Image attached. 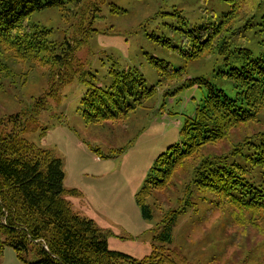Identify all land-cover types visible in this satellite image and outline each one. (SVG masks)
<instances>
[{
  "label": "rangeland",
  "instance_id": "obj_1",
  "mask_svg": "<svg viewBox=\"0 0 264 264\" xmlns=\"http://www.w3.org/2000/svg\"><path fill=\"white\" fill-rule=\"evenodd\" d=\"M229 10L227 0H73L65 9L48 8L32 17V22L52 31V41L82 39L90 33L76 58L85 71L95 76L88 79L96 86L107 88L112 84L109 72L114 67L135 68L147 87L156 88L155 96L124 122H85L82 99L88 86L81 82L80 74L71 83L59 86L45 67L34 65L26 83L22 74L29 69L27 63L14 66L17 77L0 72V131L15 130L62 161L65 188L80 193L66 199L75 213L104 229L111 250L138 260L163 252L177 263L264 264V212L255 214L252 224L251 213L242 214L232 203L221 204L214 193L200 190L194 183L199 159L231 155L230 151L240 144L245 146L243 155L233 156L230 161L253 172L249 177L260 179L247 160L246 145L251 135L264 133V111L259 113L258 122L239 126L225 141L204 147L199 159L188 161L176 171L165 190L154 192L147 200L154 212L152 220L142 219L135 200L155 160L181 141V124L194 116L208 95L205 84L183 88L184 80H163L149 57L183 68L185 79H205L235 99V84L223 73L245 62L246 58L235 51L237 46L253 50L255 57L264 51V6L254 29L243 37L232 35V53L226 57L215 50L189 61L162 47L153 36L171 39L180 46L181 35L173 29L180 27L177 12L193 25L219 23ZM30 113L35 114L34 119ZM13 116L21 119L8 121ZM96 150L117 156L104 159ZM174 212L177 218L172 241L162 244L156 240L159 229ZM26 259L32 264L37 256L30 252ZM0 264L24 263L12 247L6 246L0 252Z\"/></svg>",
  "mask_w": 264,
  "mask_h": 264
},
{
  "label": "trees",
  "instance_id": "obj_2",
  "mask_svg": "<svg viewBox=\"0 0 264 264\" xmlns=\"http://www.w3.org/2000/svg\"><path fill=\"white\" fill-rule=\"evenodd\" d=\"M73 0H0V72L17 77L14 66L29 64L24 75L26 83L30 71L36 66L51 70L54 83L64 86L80 74L81 82L88 86L82 99L83 117L87 124L103 125L127 121L130 114L142 108L156 94L155 87H147L146 80L137 69L112 68V84L101 88L88 79L95 76L83 69L76 52L90 38L56 42L50 40L52 31L32 17L45 9H65ZM78 2L80 0H77ZM230 10L219 23L205 22L190 25L179 15L180 27L173 29L181 35L180 46L171 39L154 40L171 52L189 61L198 60L208 52L217 50L227 56L231 52L232 35L243 37L258 25L257 15L263 9L264 0H227ZM175 14V13H174ZM264 28V16H262ZM238 23L240 25L238 26ZM236 52L246 58L243 65L223 73L235 84L237 98H230L223 90L205 79H185L183 68H175L169 62L149 57L151 65L163 80L179 82L183 88L205 84L208 95L191 118L181 124V141L158 156L141 190L135 195L137 206L145 220H152L154 212L147 200L157 191L165 190L176 171L188 161L199 159L204 147L215 146L229 138L233 129L258 122L264 111V51L255 57L251 49L241 45ZM32 119L35 114L30 113ZM20 120L13 116L8 121ZM247 143V160L260 179L249 177L246 167L230 158L243 155L245 146L240 144L231 155H208L199 159L194 183L200 190L214 193L221 204L232 203L242 214L255 216L264 212V133L253 134ZM108 159L121 154L102 155ZM62 161L50 151L37 147L15 130L0 131V252L12 247L24 264L33 252L37 261L32 264H189L177 263L169 255L151 256L138 260L128 254L111 250L108 234L95 222L75 213L68 196H79L77 189H66ZM223 201V202H222ZM256 214V215H255ZM255 215V216H254ZM244 217L243 215H240ZM177 213L165 219L156 240L170 244ZM249 220L245 222H249ZM164 247V246H163ZM164 249H162L163 251Z\"/></svg>",
  "mask_w": 264,
  "mask_h": 264
},
{
  "label": "crops",
  "instance_id": "obj_3",
  "mask_svg": "<svg viewBox=\"0 0 264 264\" xmlns=\"http://www.w3.org/2000/svg\"><path fill=\"white\" fill-rule=\"evenodd\" d=\"M141 217H142V215H141ZM86 218H87V217H86ZM88 219H90V218H88ZM142 219H143V217H142ZM91 220H92V219H91ZM143 220L146 221V222L149 221V220H145V219H143ZM93 221H94V220H93ZM94 222H95V221H94ZM95 224H96V223H95ZM97 227H98V226H97ZM98 228L101 229L100 227H98ZM101 230H102L103 232H105L104 229H101ZM131 238H137V237H133V236H131Z\"/></svg>",
  "mask_w": 264,
  "mask_h": 264
}]
</instances>
